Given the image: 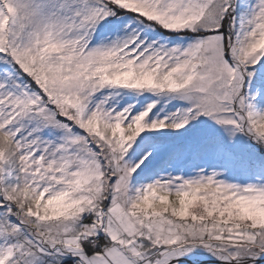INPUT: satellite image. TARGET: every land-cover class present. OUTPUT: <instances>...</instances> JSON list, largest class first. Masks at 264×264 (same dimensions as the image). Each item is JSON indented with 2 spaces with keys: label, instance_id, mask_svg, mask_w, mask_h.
<instances>
[{
  "label": "snow or ice",
  "instance_id": "snow-or-ice-1",
  "mask_svg": "<svg viewBox=\"0 0 264 264\" xmlns=\"http://www.w3.org/2000/svg\"><path fill=\"white\" fill-rule=\"evenodd\" d=\"M0 264H264V0H0Z\"/></svg>",
  "mask_w": 264,
  "mask_h": 264
}]
</instances>
